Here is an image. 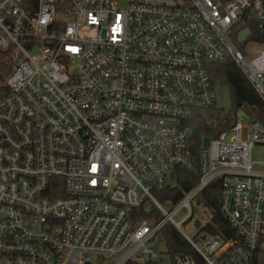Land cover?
Returning a JSON list of instances; mask_svg holds the SVG:
<instances>
[{"label": "built area", "instance_id": "2783aa9c", "mask_svg": "<svg viewBox=\"0 0 264 264\" xmlns=\"http://www.w3.org/2000/svg\"><path fill=\"white\" fill-rule=\"evenodd\" d=\"M252 21L264 22V0H0V52L13 63L0 92V264L153 257L149 243L168 224L181 231L215 180L237 236L206 233L211 218L183 236L201 264H263L264 171L251 152L264 124L237 115L197 137L202 111L217 103L213 62L237 64L264 101ZM198 168L177 203L157 198L171 174L178 183L179 171Z\"/></svg>", "mask_w": 264, "mask_h": 264}, {"label": "trees", "instance_id": "16d2710c", "mask_svg": "<svg viewBox=\"0 0 264 264\" xmlns=\"http://www.w3.org/2000/svg\"><path fill=\"white\" fill-rule=\"evenodd\" d=\"M245 25L251 30V40L264 44V22L252 21ZM9 59L7 54L0 52V92L6 90V79L13 69V63ZM210 67L212 69L211 73L214 84L222 83L228 86L230 90L234 118L232 121L219 118L218 122L215 123L214 116L205 114L200 115L197 120L199 123L197 137L200 138L202 134L208 133L218 135L221 131L229 129L237 117V109L239 107L249 106L254 108L256 110L255 117L264 124V101L258 95L242 69L237 64L230 61L213 62ZM200 176V168L193 171H179V179L176 186L166 185L162 188H156L155 194L162 203L171 207L177 203L187 191L197 184ZM196 207H203L212 215L211 221L203 228L206 233L224 238L237 236L235 228L231 226L221 210V180L213 181L197 196L195 208ZM145 210V207H142L138 215L147 214ZM163 233L172 255L180 253L191 255L201 264L202 259L200 255L180 232L175 230L171 225H167Z\"/></svg>", "mask_w": 264, "mask_h": 264}, {"label": "rangeland", "instance_id": "374dc122", "mask_svg": "<svg viewBox=\"0 0 264 264\" xmlns=\"http://www.w3.org/2000/svg\"><path fill=\"white\" fill-rule=\"evenodd\" d=\"M245 50L248 53L246 54L247 58H250V52H255V48H252L250 45H247ZM216 94H217V103L216 106L210 109L203 110V114L208 116L215 117V123L218 122L219 118H225L227 120L232 121L234 118L233 112V103L230 90L228 86L217 83L215 86ZM238 118L244 123L248 124L253 117L256 116V110L252 107L245 106L239 107L237 109ZM247 128L244 129V138H246ZM212 136L211 135H204L202 145L203 147L209 146L211 142ZM252 160L255 162L254 167L255 169L264 171V144H256L252 148L251 152ZM168 184L170 186H176L177 184V177L175 174H171L168 178ZM198 214H195L193 218L189 221H186L180 225L181 231L180 234H187L191 238H195L197 234L196 223H206L211 218V213L203 208V207H196L195 208ZM188 214V210H182L179 213L174 215V219L177 222H181L185 216ZM170 225V224H168ZM150 246L153 248L155 256H147L144 259L138 260L137 263L132 264H174L173 263V256L169 250L166 237L162 232H159L153 241H151ZM259 262L264 264V241L263 245L259 250L258 253ZM97 263L100 264V261L97 259Z\"/></svg>", "mask_w": 264, "mask_h": 264}, {"label": "water", "instance_id": "95a60500", "mask_svg": "<svg viewBox=\"0 0 264 264\" xmlns=\"http://www.w3.org/2000/svg\"><path fill=\"white\" fill-rule=\"evenodd\" d=\"M248 32H249L248 29H245L244 31H242V33L240 34V39H244Z\"/></svg>", "mask_w": 264, "mask_h": 264}]
</instances>
